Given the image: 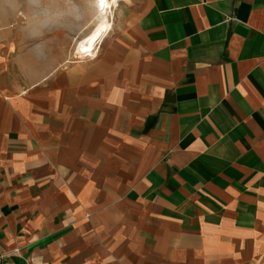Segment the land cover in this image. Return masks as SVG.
I'll return each mask as SVG.
<instances>
[{
	"label": "crops",
	"instance_id": "crops-1",
	"mask_svg": "<svg viewBox=\"0 0 264 264\" xmlns=\"http://www.w3.org/2000/svg\"><path fill=\"white\" fill-rule=\"evenodd\" d=\"M109 18L0 59V264H264V0Z\"/></svg>",
	"mask_w": 264,
	"mask_h": 264
},
{
	"label": "rangeland",
	"instance_id": "rangeland-1",
	"mask_svg": "<svg viewBox=\"0 0 264 264\" xmlns=\"http://www.w3.org/2000/svg\"><path fill=\"white\" fill-rule=\"evenodd\" d=\"M102 2L0 0V59L10 62L24 52L50 62L80 59L75 51H80L82 40L109 18L110 10L97 9Z\"/></svg>",
	"mask_w": 264,
	"mask_h": 264
},
{
	"label": "bare ground",
	"instance_id": "bare-ground-1",
	"mask_svg": "<svg viewBox=\"0 0 264 264\" xmlns=\"http://www.w3.org/2000/svg\"><path fill=\"white\" fill-rule=\"evenodd\" d=\"M102 18V17H101ZM110 23L107 21L100 20L93 28V30L90 32L89 35H87L82 42L80 43V51L77 50L75 52L77 53H85V52H92L93 49H95V44L98 40H100V37L105 33V31L109 28ZM93 53V52H92Z\"/></svg>",
	"mask_w": 264,
	"mask_h": 264
},
{
	"label": "built area",
	"instance_id": "built-area-1",
	"mask_svg": "<svg viewBox=\"0 0 264 264\" xmlns=\"http://www.w3.org/2000/svg\"><path fill=\"white\" fill-rule=\"evenodd\" d=\"M118 2H119V0H103L101 5H96V6H97L98 11H100L101 13L103 11L108 13L109 10L110 9L112 10L117 5ZM95 4H96V2H95ZM92 52H93V50H92ZM92 52L79 53L78 54L79 56H77V57L80 59L85 58V57H90V56H92ZM1 256H2V254L0 253V258H1Z\"/></svg>",
	"mask_w": 264,
	"mask_h": 264
}]
</instances>
